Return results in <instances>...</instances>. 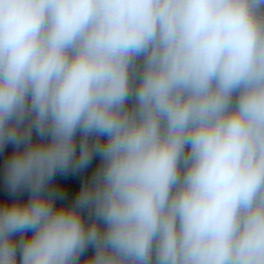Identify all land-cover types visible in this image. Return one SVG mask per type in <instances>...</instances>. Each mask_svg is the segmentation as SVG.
Returning <instances> with one entry per match:
<instances>
[{"label":"clouds","instance_id":"clouds-1","mask_svg":"<svg viewBox=\"0 0 264 264\" xmlns=\"http://www.w3.org/2000/svg\"><path fill=\"white\" fill-rule=\"evenodd\" d=\"M7 145L0 264H264V0H0Z\"/></svg>","mask_w":264,"mask_h":264},{"label":"trees","instance_id":"trees-1","mask_svg":"<svg viewBox=\"0 0 264 264\" xmlns=\"http://www.w3.org/2000/svg\"><path fill=\"white\" fill-rule=\"evenodd\" d=\"M94 164L95 161L93 162V165L86 169L84 172H68L57 174L54 177V186L63 193L65 202H71V200L74 199L75 195L78 192L80 184L90 174L92 167H94ZM88 252L90 253L91 249H89Z\"/></svg>","mask_w":264,"mask_h":264},{"label":"water","instance_id":"water-1","mask_svg":"<svg viewBox=\"0 0 264 264\" xmlns=\"http://www.w3.org/2000/svg\"><path fill=\"white\" fill-rule=\"evenodd\" d=\"M11 151H12L11 145H7V146H5V148L3 150H0V202H2L4 200H10L12 198L4 187L3 173H2L3 162L6 159V157L8 155H10ZM20 195H21V198H26L27 194L22 193Z\"/></svg>","mask_w":264,"mask_h":264}]
</instances>
